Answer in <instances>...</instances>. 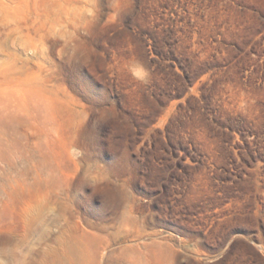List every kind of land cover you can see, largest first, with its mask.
Returning <instances> with one entry per match:
<instances>
[{
  "label": "rangeland",
  "instance_id": "1",
  "mask_svg": "<svg viewBox=\"0 0 264 264\" xmlns=\"http://www.w3.org/2000/svg\"><path fill=\"white\" fill-rule=\"evenodd\" d=\"M0 264H264V0H0Z\"/></svg>",
  "mask_w": 264,
  "mask_h": 264
},
{
  "label": "clouds",
  "instance_id": "2",
  "mask_svg": "<svg viewBox=\"0 0 264 264\" xmlns=\"http://www.w3.org/2000/svg\"><path fill=\"white\" fill-rule=\"evenodd\" d=\"M125 68L134 79L142 83H146L150 78L149 69L139 60L132 59L128 61L125 65Z\"/></svg>",
  "mask_w": 264,
  "mask_h": 264
}]
</instances>
